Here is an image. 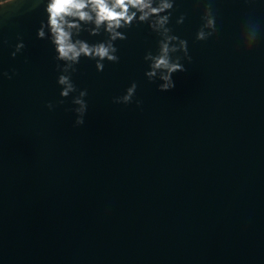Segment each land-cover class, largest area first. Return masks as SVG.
Listing matches in <instances>:
<instances>
[{
    "label": "water",
    "instance_id": "obj_1",
    "mask_svg": "<svg viewBox=\"0 0 264 264\" xmlns=\"http://www.w3.org/2000/svg\"><path fill=\"white\" fill-rule=\"evenodd\" d=\"M212 6L217 31L197 41L203 3L176 0L168 26L192 59L169 91L144 76L158 39L146 24L121 30L119 62L103 71L81 57L80 126L52 46L35 35L43 4L0 14V70L11 75L0 80V264H264V0ZM247 20L262 36L241 56ZM133 82V102L113 103Z\"/></svg>",
    "mask_w": 264,
    "mask_h": 264
},
{
    "label": "clouds",
    "instance_id": "obj_2",
    "mask_svg": "<svg viewBox=\"0 0 264 264\" xmlns=\"http://www.w3.org/2000/svg\"><path fill=\"white\" fill-rule=\"evenodd\" d=\"M21 2L22 0H0V14ZM36 3L43 4L46 20H41L35 35L39 40H46L55 53L53 59L57 62L55 70L59 73L56 78V83L60 86L59 96L67 98L75 93L71 99V103L76 106L71 109L76 114L74 126L84 124L87 111V102L84 99L87 90H78L72 80L73 74L77 71L76 65L83 57L95 61L96 71L101 72L104 70L105 61L119 62L115 42L127 39L122 29L127 30L136 24H146L158 37L155 53L149 50L143 56V60L147 62L144 76L149 82L160 81L157 84L158 91L166 92L173 89L175 87L173 74L186 71L182 61L191 62L188 42L172 34V28L168 26L176 0H36ZM196 3H203L204 7L195 39L206 41L217 31L213 0H196ZM184 19L185 15L181 14L175 23L182 24ZM82 32H87L89 36L103 33L105 38L89 43L80 38ZM261 36L262 29L259 23L253 20L245 21L238 36L237 47L241 56H247ZM7 43L0 35V47ZM10 47L12 51L9 55L15 58L25 45L18 36L15 45ZM4 78L11 79V75L0 70V80ZM136 88V83H131L123 95L113 98V103L125 105L132 103ZM63 102L61 99L56 103ZM140 103L136 100L137 106ZM45 106L52 110L55 105L49 102Z\"/></svg>",
    "mask_w": 264,
    "mask_h": 264
}]
</instances>
